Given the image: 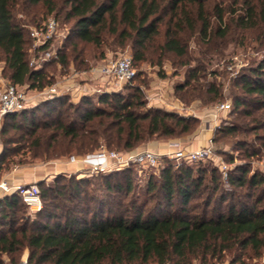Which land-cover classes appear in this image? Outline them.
<instances>
[{"label": "trees", "instance_id": "trees-1", "mask_svg": "<svg viewBox=\"0 0 264 264\" xmlns=\"http://www.w3.org/2000/svg\"><path fill=\"white\" fill-rule=\"evenodd\" d=\"M35 7L46 16L65 15L80 42L102 47L114 37L122 47H130L133 61L150 65H162L170 54L189 58L190 40L197 35L202 58L192 60L197 63L194 67L182 62L188 67L187 77L177 91L191 100L204 93L205 103L222 97L215 82L203 81L206 68L201 63L209 55H223L233 36L247 32L264 48V0H0V62L10 85L29 90L43 91L52 85L42 68L30 65L31 37L16 19V14L28 16ZM50 48L51 44L36 52L43 54ZM67 59L66 53H57L55 61L66 65ZM233 84L241 92L233 91L232 110L246 121L223 132L252 136L249 142L238 140L239 149L246 159L262 158L264 55L242 69ZM68 101L49 99L40 121L26 109L5 116L12 122L5 123L1 134L11 129L22 135L5 140L0 164H5L11 151L8 145L18 143L23 144L19 151L49 161L72 154L93 156L101 148L128 153L155 139L178 138L192 130L188 119L176 112L147 108L140 88L132 96L104 93L97 103L85 96L59 109ZM135 167L90 177L59 175L51 185L39 182L43 207L35 214L28 212L16 192L4 195L0 199V264H20L25 250L28 264H214L225 260L252 264L247 261L264 255V172L251 171L249 164L236 167L228 171L227 189L217 165L206 177L205 167L196 170L170 164L161 169L160 180L148 182L143 199L134 191L125 202L134 188ZM95 177L100 181L93 185L90 178ZM122 192L125 195L113 196ZM176 201L179 208L161 214L163 207L172 209Z\"/></svg>", "mask_w": 264, "mask_h": 264}, {"label": "rangeland", "instance_id": "rangeland-1", "mask_svg": "<svg viewBox=\"0 0 264 264\" xmlns=\"http://www.w3.org/2000/svg\"><path fill=\"white\" fill-rule=\"evenodd\" d=\"M38 14L36 21L33 22L35 15ZM16 19L25 27L27 33L30 32V28H33L38 23H43L48 19H56L58 22L57 33L52 40L51 50L53 53H59L62 56L66 53L68 59L67 64L63 65L60 61L56 62L55 59L45 62L41 68L48 76V80L52 83L46 90L36 91L29 90L27 86L20 87L27 95L26 110L35 112L36 119L41 120L45 116L47 109L45 103L51 99L47 95V91L53 87L58 90L57 96L65 97L69 99L67 104L59 109H65L69 102L79 103L80 100L85 97H93L95 103H97V97L104 93H123L125 96H132L135 90L140 88L143 93V99L147 103V108H159L168 112H176L188 119L192 130L185 135L178 138L155 139L151 142L139 146L136 150L149 149L155 152H167L165 148L168 147V143L171 141H179L183 148L188 150H196L197 148H203L211 144L214 145L216 155L214 160H207L206 162L194 164L196 170L198 167H205L207 169L206 177L210 176V170L215 168L216 165L220 167L222 171V178L227 188L228 184L224 178L223 169L227 171H233L236 167L249 164L251 171L264 172V157L246 159L239 149L237 144L238 140H245L248 142L252 139V136H245L243 134L227 135L223 132L224 128L232 125H239L246 121V118L238 112H234L233 109V91L241 92L240 87H235L233 80L241 72L242 69L249 67L253 62L260 60L264 55V48H260L254 34L249 32L241 35L233 36L224 50V54L209 55L208 60H204L203 64L206 68V76L203 80L204 83H213L219 87L222 93V99L205 103L203 100L208 99L202 93L201 98L191 100V98L183 97L182 93L177 91L179 85L183 84L187 77L188 67H184L182 62H191V66L197 65L193 59L202 58L200 54L201 42L197 35L193 36L189 43V58L177 59L173 55H168L162 62V65H150L149 63H140L135 61L134 68L136 70L135 78L128 84L121 88H114V86L106 80H102L95 73V69L104 64L108 60H116L122 56H131L134 59V53L130 47H122L121 44L116 41L114 37H110L108 42L102 47H95L92 44L82 43L75 38L72 34V22L66 21L65 15L45 14L42 9L33 8V12L30 15L16 14ZM27 36V35H26ZM29 37V36H28ZM28 51L29 59H39L42 54L37 53L34 43L28 38ZM184 63V62H183ZM40 68V69H41ZM217 73L215 77L213 74ZM11 82L8 79L7 72L4 71V63L0 62V92L4 88L10 85ZM113 89V90H112ZM213 99V96H210ZM231 105V110L221 111L218 107L221 104ZM30 112V114H31ZM218 115V120L221 121V127L219 130H215L213 115ZM20 119V116L19 118ZM12 122L0 120V157L5 148V140L10 137L18 138L22 135V132L15 133L11 129L8 134L2 135L1 131L5 123ZM21 145L15 144L8 145L11 150L6 154L5 164H0V183L8 182L11 187H15L20 184H26L22 182L26 179L27 175L28 184H38L39 182H45L51 185L54 178L59 175H78L79 177H90V174L85 170L75 172V169L71 165H68L69 157L57 159V160H41L33 158L26 150H20ZM196 148V149H195ZM25 152V153H24ZM76 154H72V156ZM78 157V156H77ZM90 157V156H83ZM232 157L234 158L231 161ZM1 159V158H0ZM87 159V158H85ZM88 162H93L92 158L87 159ZM169 161V163L167 162ZM172 164L176 167V162L166 159L163 162V167ZM184 166V165H183ZM47 167L52 169L47 170ZM74 167V166H73ZM82 167L86 165L82 164ZM24 171L25 174L17 175L20 171ZM21 171V172H22ZM95 175V174H94ZM161 170H151L136 166L133 171V190L125 199L128 202L135 191L141 199L144 198V193L147 190L148 182L151 179L160 180ZM123 177L122 175L118 176ZM93 185H96L100 181V177L90 178ZM222 181V182H223ZM92 189V186L90 187ZM229 189V188H227ZM125 195V192L114 193L113 196L119 197ZM106 197L107 194H104ZM154 204H149L152 207ZM178 201L175 202V206L171 209L169 207H163L161 214L169 213L179 208ZM29 212V210H28ZM30 213V212H29ZM264 255L261 258L247 261L252 264H262ZM194 264H199L195 262ZM214 264H229L227 260L214 263Z\"/></svg>", "mask_w": 264, "mask_h": 264}, {"label": "built area", "instance_id": "built-area-1", "mask_svg": "<svg viewBox=\"0 0 264 264\" xmlns=\"http://www.w3.org/2000/svg\"><path fill=\"white\" fill-rule=\"evenodd\" d=\"M58 30L57 21L52 18L44 23L41 27L30 28V37L34 43L35 50L46 47L52 43ZM57 58V53H53L51 49L45 51L39 59H33L30 61V65L35 68H41V66L52 59ZM99 77L105 79L107 82L114 86V88H121L124 85L130 83L136 76V70L134 68V61L131 56H122L116 60L105 61L103 65L94 70ZM58 90L56 87L47 91V95L50 98L57 96ZM27 95L18 86L8 85L0 92V120L9 114L20 113L26 109ZM221 111L231 110V105L221 104L218 107ZM215 130H219L221 127V121L218 120V115H213ZM168 150L165 153H156L149 149L135 150L132 152L124 153L114 150H108L101 148L93 156L90 157H69L70 164L83 163L86 167L82 170L87 171L88 174H100L108 173L114 170L125 169L130 166H140L151 170H161L163 168V162L168 159L176 162V167L192 166L207 160H214L216 155L214 145L211 142L206 147L188 150L182 147L179 141H171L168 144ZM85 158H92L93 162H88ZM225 180H227L228 171L223 169ZM228 186V185H227ZM0 190L5 195L16 192L25 204L31 214L38 213L42 207V199L39 187L37 184H20L15 187H11L7 182L0 183ZM29 254L24 253L20 258L22 264H28ZM264 264V258L262 260Z\"/></svg>", "mask_w": 264, "mask_h": 264}, {"label": "crops", "instance_id": "crops-1", "mask_svg": "<svg viewBox=\"0 0 264 264\" xmlns=\"http://www.w3.org/2000/svg\"><path fill=\"white\" fill-rule=\"evenodd\" d=\"M101 78V77H100ZM102 80H104L103 78H102ZM107 82V81H106ZM113 90V89H112ZM166 149L168 150V147L167 148H165V151H166ZM196 149V148H195ZM198 149V148H197ZM152 151V150H151ZM155 152V151H154ZM156 153H158V152H156ZM160 153H162V152H160ZM82 164L83 163H77V164H70L69 162H68V165H71L72 166V168H74L75 169V172H78V171H80V170H82V169H84L85 167H82ZM74 166V167H73ZM50 169H52V168H50V167H47V170H50ZM22 171V170H21ZM19 172V173H17V175H22V174H25V172L24 171H22V172ZM25 176H26V179H23V181L22 182H25L26 184H27V182H29V179H28V177H27V175L25 174ZM5 182V181H4ZM8 183V182H7ZM30 183V182H29ZM9 184V183H8ZM10 185V184H9ZM11 186V185H10ZM4 192L2 191V190H0V199L2 198V197H4ZM24 253H28L29 254V251L28 250H25L24 252H23V254ZM20 264H22L21 262H20Z\"/></svg>", "mask_w": 264, "mask_h": 264}]
</instances>
